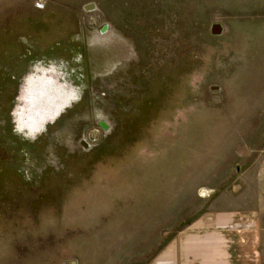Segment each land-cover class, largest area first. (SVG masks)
<instances>
[{
  "label": "rangeland",
  "instance_id": "1",
  "mask_svg": "<svg viewBox=\"0 0 264 264\" xmlns=\"http://www.w3.org/2000/svg\"><path fill=\"white\" fill-rule=\"evenodd\" d=\"M218 210L264 264V0H0V264H170Z\"/></svg>",
  "mask_w": 264,
  "mask_h": 264
},
{
  "label": "crops",
  "instance_id": "2",
  "mask_svg": "<svg viewBox=\"0 0 264 264\" xmlns=\"http://www.w3.org/2000/svg\"><path fill=\"white\" fill-rule=\"evenodd\" d=\"M29 85L34 89L30 99V103L36 105L34 120L38 119L36 114L44 115L46 120L52 108L55 114L59 113L61 99L66 97L70 102L74 95L73 90L67 89L60 80L48 77L47 73L31 77ZM31 125L33 127V123ZM233 211L218 210L191 222L181 239L176 236V240H181L179 248L177 245L174 249V239L171 240L170 264H260L257 212Z\"/></svg>",
  "mask_w": 264,
  "mask_h": 264
},
{
  "label": "water",
  "instance_id": "3",
  "mask_svg": "<svg viewBox=\"0 0 264 264\" xmlns=\"http://www.w3.org/2000/svg\"><path fill=\"white\" fill-rule=\"evenodd\" d=\"M92 6H93L92 3H87V4L84 5V8H85L86 10H89V9L92 8ZM210 31H211L212 34H221V32H222V27H221V25H220L219 23H213V24L210 26ZM71 264H73V262H72Z\"/></svg>",
  "mask_w": 264,
  "mask_h": 264
},
{
  "label": "bare ground",
  "instance_id": "4",
  "mask_svg": "<svg viewBox=\"0 0 264 264\" xmlns=\"http://www.w3.org/2000/svg\"><path fill=\"white\" fill-rule=\"evenodd\" d=\"M39 81H40V80H39ZM39 81H38V84L41 82V81H40V82H39ZM44 81H45V80H44ZM47 82H48V81H47ZM47 82H46V84H47ZM51 82H52V81H51ZM36 83H37V82H36ZM36 85H37V84H36ZM82 85H83V84H82ZM37 86H38V85H37ZM41 86H42V85H41ZM41 86H40V87H41ZM43 86H44V85H43ZM71 90H72V89H71ZM70 92H71V91H70ZM72 92H73V91H72ZM68 94H69V93H68ZM63 95H64V94H63ZM70 95H71V94H70ZM64 96H66V95H64ZM68 96H69V95H68ZM68 96H67V98H68ZM61 97H63V96H61ZM69 97H70V96H69ZM71 97H73V94H72ZM65 98H66V97H65ZM42 103H43V102H42ZM40 104H41V103H40ZM40 104H37V105H40ZM41 107H42V106H41ZM35 110H36V109H35Z\"/></svg>",
  "mask_w": 264,
  "mask_h": 264
}]
</instances>
